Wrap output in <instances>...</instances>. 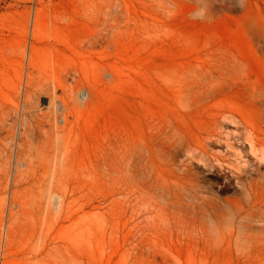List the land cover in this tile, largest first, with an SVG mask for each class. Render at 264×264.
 Segmentation results:
<instances>
[{"label": "rangeland", "instance_id": "1", "mask_svg": "<svg viewBox=\"0 0 264 264\" xmlns=\"http://www.w3.org/2000/svg\"><path fill=\"white\" fill-rule=\"evenodd\" d=\"M218 112L264 129V0H0V264H264Z\"/></svg>", "mask_w": 264, "mask_h": 264}, {"label": "bare ground", "instance_id": "2", "mask_svg": "<svg viewBox=\"0 0 264 264\" xmlns=\"http://www.w3.org/2000/svg\"><path fill=\"white\" fill-rule=\"evenodd\" d=\"M35 26H38L36 18H35ZM32 48H33V46H32ZM30 62L31 63L33 62L32 51L30 53ZM107 71H109V70H106V72ZM235 117L236 116L232 113H230V115H226L225 112H218L217 117L215 118V124L217 126H220L221 124L224 123L225 119H230L233 121V119H235ZM236 122L238 125H241L240 128L242 127V130H235L233 132L228 133V135L226 136V139H225L227 147L232 148L234 145H238L241 147L248 146V151L246 152L248 157L251 158L252 154L255 156H258V152L261 153L264 151V129L256 127L255 125L251 124L248 120H246L243 117H238L236 119ZM221 140H222V138H221L220 133H218V131H211L205 137V142L198 141L195 145L187 144L186 151H187V153H191V154L198 153L197 155L200 156V158L203 160V162L207 165H210L211 159H213V157H214V159H216L217 155L214 153H210L211 151L209 152V150H207L206 142H208L210 144L211 143L214 144L217 142H221ZM249 160L246 161L244 166L241 168L237 167L235 165H232L231 172L234 175V177H236V179L238 181H240L242 178L247 177L249 175L246 179L245 184L249 190L255 191L254 189H258L256 187H258L260 185V183H259L260 180L258 181L254 177H252L253 176L252 172L254 171V168H250L251 165H249ZM213 164H214V162H213ZM250 174H252V176ZM244 181H245V178H244ZM261 184H263V182ZM250 195H251V193H250Z\"/></svg>", "mask_w": 264, "mask_h": 264}]
</instances>
